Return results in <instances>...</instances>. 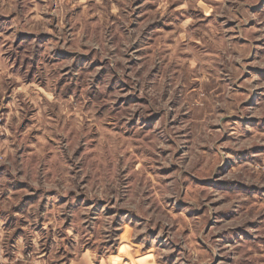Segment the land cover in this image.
<instances>
[{
    "label": "rangeland",
    "instance_id": "obj_1",
    "mask_svg": "<svg viewBox=\"0 0 264 264\" xmlns=\"http://www.w3.org/2000/svg\"><path fill=\"white\" fill-rule=\"evenodd\" d=\"M263 3L0 0V264H264Z\"/></svg>",
    "mask_w": 264,
    "mask_h": 264
},
{
    "label": "crops",
    "instance_id": "obj_2",
    "mask_svg": "<svg viewBox=\"0 0 264 264\" xmlns=\"http://www.w3.org/2000/svg\"><path fill=\"white\" fill-rule=\"evenodd\" d=\"M262 9H264V3L262 6ZM263 11V10H261ZM10 33V32H8ZM6 44H4L3 46H0V110H5L8 111V115L11 114L14 110H11L12 107H15L14 104L17 105V97L18 94H20L17 91H9V87L8 89H5L3 82L4 81H16L19 82L21 81V77H20V73H15V66L16 64V60H18L21 63H24V60L21 57V52H23V42L19 41L17 43H13V47L14 49L18 50V58L10 55L7 48L5 47ZM11 47V46H9ZM4 48V51H3ZM14 49H12L13 51H15ZM22 49V50H21ZM7 54V55H6ZM11 56V57H10ZM17 58V59H16ZM16 64V65H15ZM19 65V63H18ZM20 69V68H19ZM5 70V71H4ZM4 73H6L7 78L4 76ZM6 90V91H5ZM8 92V94H7ZM18 106V105H17ZM1 115L3 116V114L1 113Z\"/></svg>",
    "mask_w": 264,
    "mask_h": 264
},
{
    "label": "built area",
    "instance_id": "obj_3",
    "mask_svg": "<svg viewBox=\"0 0 264 264\" xmlns=\"http://www.w3.org/2000/svg\"><path fill=\"white\" fill-rule=\"evenodd\" d=\"M3 118L0 117V157L2 154V145H3V137H4V128L2 124Z\"/></svg>",
    "mask_w": 264,
    "mask_h": 264
}]
</instances>
